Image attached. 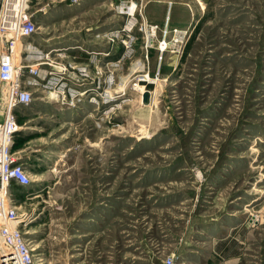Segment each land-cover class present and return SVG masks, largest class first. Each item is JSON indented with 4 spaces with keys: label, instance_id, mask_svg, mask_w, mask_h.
Returning a JSON list of instances; mask_svg holds the SVG:
<instances>
[{
    "label": "rangeland",
    "instance_id": "374dc122",
    "mask_svg": "<svg viewBox=\"0 0 264 264\" xmlns=\"http://www.w3.org/2000/svg\"><path fill=\"white\" fill-rule=\"evenodd\" d=\"M28 13L30 41L89 72L86 97L57 106L75 115L11 149L44 264H264V0H29ZM139 85L156 89L147 104ZM4 102L0 84V122ZM4 244L0 223V257Z\"/></svg>",
    "mask_w": 264,
    "mask_h": 264
},
{
    "label": "built area",
    "instance_id": "2783aa9c",
    "mask_svg": "<svg viewBox=\"0 0 264 264\" xmlns=\"http://www.w3.org/2000/svg\"><path fill=\"white\" fill-rule=\"evenodd\" d=\"M28 3L29 0H0V37L4 38L3 51H0V84L5 98L0 122V223L5 250L0 264H44L36 246L23 231L24 218L20 217L16 197L10 189L12 185L21 187L32 182L25 165L17 161L19 157L11 150L19 131L16 108L33 103L32 86H40L59 103L69 105L83 100L88 91L83 84L89 72L84 67H77L75 63L62 65L58 61L66 57L64 50L52 57V50L46 51L30 41L39 24L28 13ZM97 55L100 53H94L90 60L96 61ZM26 62H46L48 66L54 63L57 70L33 68L34 64ZM75 84L79 90L73 86ZM98 87L96 83L95 88ZM90 98L96 103V95L91 94ZM160 264H175V260L168 256Z\"/></svg>",
    "mask_w": 264,
    "mask_h": 264
},
{
    "label": "crops",
    "instance_id": "0c3cea01",
    "mask_svg": "<svg viewBox=\"0 0 264 264\" xmlns=\"http://www.w3.org/2000/svg\"><path fill=\"white\" fill-rule=\"evenodd\" d=\"M74 47H76V46H74ZM75 49H78V48H75ZM49 50H51V49H49ZM70 50L71 49H69V53L71 54V56H69L70 60H72V61L74 60V62H76L75 59L77 57H79L81 55V53L80 52H73ZM100 50H106L107 51V49H100ZM96 51H98V50H96ZM74 53H77V54L74 55ZM110 53H112V49L110 50ZM41 103L42 104L47 103V104H46V106L43 105L42 109H39L38 107H39V104H41ZM58 104L62 105L57 100H55L54 97H52L50 92L39 91L37 93V95H34L33 103L30 106L18 108V109H21V111H23V112H21V114H23L25 112V113H28V116L23 121H21V123L19 124V131H18L17 137L15 139L14 146L16 147L19 141H22V144L27 143L29 140H31V138L34 136L35 133L45 132V130H43V128H41V127L44 124H46L45 122L47 120H49V119L57 120L58 116H60V115L63 116L62 115L63 113H66L65 115H67V113H68L69 116L70 115L72 116V115H74L73 108L74 109L78 108V107H74V106L73 107L68 106V107H71L70 112L69 111L63 112L60 109H59V111H57ZM16 115H17V121H18L19 115L17 114V111H16ZM42 115H43V117H42ZM36 120L39 122L37 124H32V121H36ZM29 134H32V135H29ZM26 137H29V138H27L28 140L24 139ZM21 151H23V148L17 150L15 152V154H20ZM18 157H20V155H18ZM129 245H131V244H129ZM135 248L132 249L133 251H129V254H130L129 257H127V256H125V257L129 258L130 260L139 259L140 255L138 252H135ZM141 252L143 254L142 255L143 257L146 256L145 251H141Z\"/></svg>",
    "mask_w": 264,
    "mask_h": 264
},
{
    "label": "bare ground",
    "instance_id": "6f19581e",
    "mask_svg": "<svg viewBox=\"0 0 264 264\" xmlns=\"http://www.w3.org/2000/svg\"><path fill=\"white\" fill-rule=\"evenodd\" d=\"M134 7V6H133ZM133 7L130 9V11H133ZM204 7V5L202 4V3H200V7L199 8H203ZM188 29H176V31H175V36H174V38H178V37H183V36H185L186 34H188ZM103 34L105 35V36H107V35H110L111 34V31L108 29V30H106V31H104L103 32ZM176 40V39H175ZM173 41V40H172ZM82 48V46H76L75 48ZM61 50H64V48L63 47H58V48H52V51H58V52H60ZM98 54V53H97ZM156 93V89L155 88H151V87H146V86H144V85H139V86H137L136 87V94H137V96H138V98H142L143 97V95H148V98H149V100H151V98H152V96H153V94H155ZM151 96V97H150ZM94 99H90L89 100V102H91V101H93ZM51 102V101H50ZM52 103V102H51ZM86 104H88V102L86 103ZM75 115V114H74ZM73 116V115H72ZM65 159V158H64ZM63 159V160H64ZM62 161V160H61ZM58 163H60V162H58ZM61 165V164H60ZM28 185H30V184H28ZM27 185V186H28Z\"/></svg>",
    "mask_w": 264,
    "mask_h": 264
},
{
    "label": "water",
    "instance_id": "95a60500",
    "mask_svg": "<svg viewBox=\"0 0 264 264\" xmlns=\"http://www.w3.org/2000/svg\"><path fill=\"white\" fill-rule=\"evenodd\" d=\"M33 96H34V95H33ZM148 101H149L148 95H143V97H142V102H143L144 104H147ZM17 161L20 162L19 159H17Z\"/></svg>",
    "mask_w": 264,
    "mask_h": 264
},
{
    "label": "trees",
    "instance_id": "16d2710c",
    "mask_svg": "<svg viewBox=\"0 0 264 264\" xmlns=\"http://www.w3.org/2000/svg\"><path fill=\"white\" fill-rule=\"evenodd\" d=\"M14 145V144H13Z\"/></svg>",
    "mask_w": 264,
    "mask_h": 264
}]
</instances>
